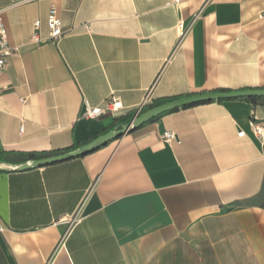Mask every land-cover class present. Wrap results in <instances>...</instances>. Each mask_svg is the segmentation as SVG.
<instances>
[{"label":"crops","instance_id":"1","mask_svg":"<svg viewBox=\"0 0 264 264\" xmlns=\"http://www.w3.org/2000/svg\"><path fill=\"white\" fill-rule=\"evenodd\" d=\"M0 9L15 49L0 77V264H264V136L250 126L264 125V105L181 108L84 156L14 170L123 129L148 96L264 89V0H0ZM113 95L119 114L84 116Z\"/></svg>","mask_w":264,"mask_h":264},{"label":"water","instance_id":"2","mask_svg":"<svg viewBox=\"0 0 264 264\" xmlns=\"http://www.w3.org/2000/svg\"><path fill=\"white\" fill-rule=\"evenodd\" d=\"M246 98L264 99V89L211 92V93L198 94V95L175 99L166 102L164 104L157 105L153 108L147 109L145 112H143L138 117H136L130 124L125 125L123 129L109 132L108 134L97 138L92 143L85 145L77 149L76 151L50 158L33 160L27 164L16 167L14 170L23 171L30 168H41L59 162H63L66 160H70L73 158L84 156L90 152H93L99 147L105 145L111 140L119 138L124 134L132 133L136 131L154 117L161 116L162 114L167 112L175 111L181 108L190 107L194 105L204 104V103L228 101L235 99H246ZM5 170L8 169L0 168V171H5Z\"/></svg>","mask_w":264,"mask_h":264},{"label":"built area","instance_id":"3","mask_svg":"<svg viewBox=\"0 0 264 264\" xmlns=\"http://www.w3.org/2000/svg\"><path fill=\"white\" fill-rule=\"evenodd\" d=\"M3 11L0 9V77L5 75L9 68L8 58L11 57L15 51L10 45L8 40V34L4 19L2 16ZM47 27L49 31V36L52 40L58 42L64 36V30L62 26V21L59 17L58 10L55 6H52L47 15ZM41 22L36 21L34 23L35 30L40 26ZM34 39L36 41H41L37 33H34ZM4 88H0V93ZM152 104L150 97H146L144 103L138 108V114L144 111L147 107ZM124 109L123 103L119 97L113 95L107 102L104 109L91 107L86 105L84 116L90 119H96L103 115H117ZM253 133L262 138L264 136V125L256 122H251L250 124ZM23 127L21 128V131ZM163 139L167 142L177 141L179 142L176 135L172 132H166L163 135Z\"/></svg>","mask_w":264,"mask_h":264},{"label":"trees","instance_id":"4","mask_svg":"<svg viewBox=\"0 0 264 264\" xmlns=\"http://www.w3.org/2000/svg\"><path fill=\"white\" fill-rule=\"evenodd\" d=\"M235 100H237V101H246V102H249V103L253 104L254 106L264 105V99H260V98H246V99H235ZM222 102H224V101H219V103H222ZM211 103H214V102H211ZM211 103H204V104H211ZM159 104H161V103H154V104L150 105L147 109L153 108V107H155V106H157ZM204 104H199V105H204ZM199 105L185 107L183 109L192 108V107L199 106ZM147 109H145L144 111H142L140 114H142L143 112H145ZM157 118L158 117H154L150 121H153V120H155ZM131 122H132V120H129V121H127L126 124H130ZM36 158H38V155H30L29 156V160H33V159H36ZM0 161H1V158H0Z\"/></svg>","mask_w":264,"mask_h":264}]
</instances>
